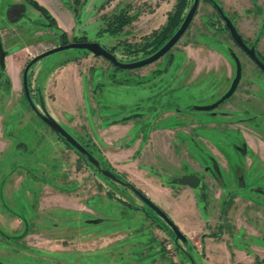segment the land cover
I'll use <instances>...</instances> for the list:
<instances>
[{
	"label": "rangeland",
	"instance_id": "obj_1",
	"mask_svg": "<svg viewBox=\"0 0 264 264\" xmlns=\"http://www.w3.org/2000/svg\"><path fill=\"white\" fill-rule=\"evenodd\" d=\"M9 1L0 0V264H264V73L226 36L218 43L224 66L201 67L200 45L208 43L199 30L208 18L217 20L204 1L189 29L155 62L122 69L69 48L40 58L27 72L37 109L42 112L41 97L100 167L156 201L186 242L176 241L128 186L105 177L54 133L22 84L26 63L58 46L63 34L68 42L79 35L97 41L121 62L149 56L151 47L129 53L125 42L143 45L175 0H30L21 26L8 20ZM214 1L231 18L233 3H252ZM261 5L263 18L264 0ZM125 6L134 20L116 35L98 33L101 15ZM14 15L20 18L19 8ZM228 47L241 64L240 84L213 115L197 111L194 105L214 102L229 88L235 67ZM257 47L264 55V43ZM178 52L166 73L152 75ZM256 95L260 107L250 102ZM143 166L161 178V188L151 177L141 180ZM191 173L201 177L199 188L176 182Z\"/></svg>",
	"mask_w": 264,
	"mask_h": 264
},
{
	"label": "water",
	"instance_id": "obj_2",
	"mask_svg": "<svg viewBox=\"0 0 264 264\" xmlns=\"http://www.w3.org/2000/svg\"><path fill=\"white\" fill-rule=\"evenodd\" d=\"M199 0H192L191 5L189 6L187 12L184 15L183 21L179 25V27L175 30L172 36L155 52L150 54L149 56L134 60L130 62H121L117 59L115 54L110 52L107 48L103 47L97 41H76L69 42L66 44H60L55 47H51L42 53L33 57L25 66L23 70V87L25 90V95L29 101L30 106L36 112V114L55 132L57 133L68 145H70L77 153L85 156L86 160L92 164L98 171H100L105 177L110 178L114 181H117L123 185L128 186L132 192L156 215H158L173 231L175 235V240H181L182 242L187 241V237L184 233L178 228V226L174 223V221L168 216V214L160 208L154 201H152L142 190L135 187L132 183L123 181L119 179L111 170L100 167V162L97 160L86 148L83 146L78 140H76L70 133H68L45 109L43 98H39L40 108L42 112H40L37 107L32 103L29 92L27 88V72L28 68L31 64L43 58L51 53L61 51L69 48H77L83 49L90 52L94 56H102L108 61H110L115 67L122 69H133L137 67H141L152 63L159 57H161L164 53H166L181 37V35L186 30L187 26L191 22L194 17L195 11L198 7ZM226 26L230 30L232 38L235 42L249 55V57L264 71V64L258 59L255 55V51L253 47H248L242 40L239 33L236 31L231 21L225 17ZM4 57L5 51L2 48L0 43V66H4ZM241 75V68L238 59H236V75L232 81L230 88L225 92V94L217 100L215 103L207 106H196L198 110H210L215 108L219 103H221L224 99L229 97L231 93L234 91ZM176 182L179 184L187 185L191 188H198L201 185V177L195 173L184 174L179 176L176 179Z\"/></svg>",
	"mask_w": 264,
	"mask_h": 264
},
{
	"label": "flooded vegetation",
	"instance_id": "obj_3",
	"mask_svg": "<svg viewBox=\"0 0 264 264\" xmlns=\"http://www.w3.org/2000/svg\"><path fill=\"white\" fill-rule=\"evenodd\" d=\"M25 1H28L30 2V0H18L17 3H14V4H11V2L9 1V4L12 6V9L10 10V15H9V22L11 23H16L18 25H24L26 22V10H25ZM200 1H204L205 5L208 6V10H210L211 12L215 13V15L217 16L216 19H207L205 20L204 22V28H201L199 30V34H202V35H199V37L203 40V42H207L208 45H205L203 43V45H200V47L202 48L199 53H201L202 57H203V60H202V64H201V67L202 68H209L210 66H218V67H223L224 64L222 63L221 61V58H223V53L222 51H219L218 50V43L220 41V39H222L223 36H226V38H228L235 46L236 48L241 51L246 57L247 59L252 62L259 70H261L263 73L264 71L249 57V55L235 42V40L232 38L231 36V33H230V30L228 29V27L226 26V21H225V17L228 18L232 25L234 26V28L236 29V31L239 33V35L241 36L243 42L250 48V47H253L254 48V51H255V55L258 57V59L264 64V55H262V53L259 52V49H258V44L259 43H264V17L262 18L259 13L261 12L262 10V5H261V0L258 4H254L253 1L255 0H250L251 4H249L247 7L246 6H243L244 4H238V5H235L233 4V11H234V18H231L229 16V14L227 13V10L226 8L223 6L222 3H219V2H216V1H209V0H199V4H198V7L195 11V14L194 16L197 14V11H198V8H199V5H200ZM240 6L241 9H239L238 7ZM250 6H251V9H250ZM19 8V12L21 14L20 18L18 19H14L15 17H12V16H15L14 15V12H15V9ZM259 8L260 11H259ZM13 12V13H12ZM194 18V17H193ZM167 20V19H166ZM215 20V21H214ZM218 21V22H217ZM193 22V19L191 20V22L189 23V25L187 26L186 30L184 31V33L189 29V27L191 26ZM258 22H260V26H259V30H258V33L257 34H254V31H255V25L258 24ZM166 23V21L161 24L158 28H155V29H159L161 26H163L164 24ZM209 24V25H208ZM209 29H213L212 32L213 34H211V32L209 31ZM257 29V27H256ZM154 30V29H153ZM152 31V30H151ZM183 33V34H184ZM183 34L181 36H183ZM79 36H84V35H79ZM252 38V39H251ZM74 40L70 41V42H73ZM84 41H89L87 40H84ZM76 42V41H74ZM66 43H69V42H66ZM66 43H63V44H66ZM62 44L61 42L59 43V45ZM176 44V43H175ZM174 44V45H175ZM173 45V46H174ZM162 46V45H161ZM160 46V47H161ZM172 46V47H173ZM159 47V48H160ZM171 47V48H172ZM170 48V49H171ZM213 48H216L217 49V52H213L212 49ZM223 48V47H221ZM158 49V48H157ZM169 49V50H170ZM168 50V51H169ZM226 53L229 57V60H230V63L231 65L234 64V67H235V74H234V77L236 75V59L237 56L235 55V52L230 49L229 47L226 49ZM156 51V50H155ZM154 51V52H155ZM167 51V52H168ZM166 52V53H167ZM153 53V52H152ZM166 53H164L162 56H164ZM182 53L181 52H178L176 53V57L174 59V57L171 55L170 58L168 59L167 63L165 64L164 67H157L155 68L153 71H152V75H162L164 73H166L171 67H172V64H174V62L178 59L177 57L179 55H181ZM184 54V53H183ZM185 55H187L186 57L188 58V52L186 51L185 52ZM161 56V57H162ZM161 57H159L158 59H160ZM227 58V59H228ZM158 59H156L155 61H157ZM174 59V60H173ZM153 61V62H155ZM239 61V59H238ZM28 63V62H27ZM26 63V64H27ZM239 64H240V61H239ZM230 65V64H229ZM26 66V65H25ZM233 66V65H232ZM240 68H241V64H240ZM187 68H182L178 71L179 74H183L185 75V71ZM227 73V71H226ZM176 75H178L176 73ZM241 76H242V68H241V75H240V79L234 89V91L231 93V95L229 97H227L226 99H224L221 103H219L215 108L213 109H210V110H198L196 109V106H207V105H211L213 103H215L217 100H219L224 94H221L220 96L217 97L216 101L214 102H207L208 100H206L205 102L201 103L200 104H196L194 105V108L197 110V111H202V112H206L208 114H214V109H216L218 106L222 105L223 103H225L234 93L235 91L237 90L239 84H240V80H241ZM234 77L232 78L231 82H230V85H229V88L232 84V81L234 79ZM178 79V78H177ZM224 79V78H223ZM224 82V80H223ZM22 84H23V78H22ZM28 88V86H27ZM223 88V87H222ZM221 88V90H222ZM228 88V89H229ZM227 89V90H228ZM220 90V91H221ZM23 91H24V95H25V90H24V87H23ZM220 91H218L216 93V95L218 93H220ZM227 92V91H226ZM215 95V96H216ZM258 95H256V100L258 101H255V100H250V102H255L257 104H259V107L262 106L260 105L261 103L259 102V100L257 99ZM26 97V95H25ZM30 97V95H29ZM27 99V97H26ZM31 99V98H30ZM28 100V99H27ZM29 102V101H28ZM30 105V104H29ZM32 108V107H31ZM39 117V116H38ZM168 119H171V120H174L175 118V115L173 114H168ZM40 118V117H39ZM41 119V118H40ZM42 120V119H41ZM43 121V120H42ZM44 122V121H43ZM45 123V122H44ZM46 124V123H45ZM47 125V124H46ZM49 127V126H48ZM50 128V127H49ZM51 129V128H50ZM52 130V129H51ZM53 131V130H52ZM54 132V131H53ZM55 133V132H54ZM57 134V133H56ZM58 135V134H57ZM59 136V135H58ZM60 137V136H59ZM61 138V137H60ZM62 139V138H61ZM63 140V139H62ZM64 141V140H63ZM65 142V141H64ZM66 143V142H65ZM86 148V147H85ZM87 149V148H86ZM226 160L228 161L227 163L230 165V164H233V163H230L229 162V159L226 158ZM213 163V162H212ZM231 166V165H230ZM198 175V174H197ZM201 185H202V179H201ZM200 185V186H201ZM199 186V187H200ZM198 187V188H199Z\"/></svg>",
	"mask_w": 264,
	"mask_h": 264
},
{
	"label": "trees",
	"instance_id": "obj_4",
	"mask_svg": "<svg viewBox=\"0 0 264 264\" xmlns=\"http://www.w3.org/2000/svg\"><path fill=\"white\" fill-rule=\"evenodd\" d=\"M74 3L78 5L81 2L79 0H74ZM190 5L191 3L189 2V0H175L172 10H170L167 14L166 23L163 26H161L159 29H154L149 34L144 36L145 40L143 41V45L137 43L130 44L125 42V48L127 49V52L137 53L138 51L149 47H151L153 50L152 52H154L155 49L163 45L164 42H166L172 36L173 32H175V30L179 27V25L181 24L184 18L183 13ZM135 17H136L135 15L129 14L128 8H126V6L121 8L116 13H112L109 15L102 14L101 18L105 22V25L99 30L98 33L106 32L110 35H116L120 33L125 26L129 25L134 20ZM51 21H53V19ZM72 40L84 41L86 40V36L73 37ZM66 42H68V40L63 34L61 36V43L63 44ZM113 49L114 48H112L111 50ZM115 175L117 177H120L118 174ZM119 179L122 180V178ZM123 181L125 180L123 179ZM254 264H258V263L256 262Z\"/></svg>",
	"mask_w": 264,
	"mask_h": 264
},
{
	"label": "crops",
	"instance_id": "obj_5",
	"mask_svg": "<svg viewBox=\"0 0 264 264\" xmlns=\"http://www.w3.org/2000/svg\"><path fill=\"white\" fill-rule=\"evenodd\" d=\"M244 1H246V0H244ZM11 2H13V3H17L18 2V0H11ZM86 2V1H85ZM85 2H84V4H85ZM234 4V3H233ZM239 9H241L240 8V6L238 7ZM162 9V5H160L159 7H157V9L156 10H161ZM171 9H165V14H164V16H163V20H161V22H159L160 24L159 25H161V24H163L165 21H166V18H167V11H170ZM98 15V13H95V15H93L94 16V18L96 17ZM93 16H92V18H93ZM212 51L215 53V52H217V49L216 48H213L212 49ZM227 61H228V63L230 64V60H229V58L227 59ZM145 166H143V167H141V170H143L144 171V174H142V176H141V180L142 181H144V180H146V179H148L149 177H151V179L153 180H157L158 182H156V183H153L154 184V186H159L160 188L162 187V182H161V178L160 177H157L156 175H153L152 173H151V170H150V168H144ZM149 180V179H148ZM172 197V200H171V202H173V204L175 205L176 203H177V199H176V197H174V196H171ZM156 202V201H155Z\"/></svg>",
	"mask_w": 264,
	"mask_h": 264
}]
</instances>
